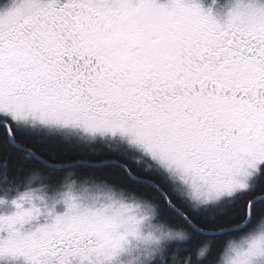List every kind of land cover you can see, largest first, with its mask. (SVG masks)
<instances>
[{"label":"snow or ice","instance_id":"snow-or-ice-1","mask_svg":"<svg viewBox=\"0 0 264 264\" xmlns=\"http://www.w3.org/2000/svg\"><path fill=\"white\" fill-rule=\"evenodd\" d=\"M37 127L125 140L195 201L242 197L201 264H264V0H232L222 20L197 0H0V155ZM110 186L64 192L61 214L21 194L0 215V258L112 264L137 241L142 264H192L189 247L144 233L147 205Z\"/></svg>","mask_w":264,"mask_h":264},{"label":"trees","instance_id":"trees-1","mask_svg":"<svg viewBox=\"0 0 264 264\" xmlns=\"http://www.w3.org/2000/svg\"><path fill=\"white\" fill-rule=\"evenodd\" d=\"M28 150L33 151L35 155L47 160L52 165L62 167H48L36 157L30 155ZM100 154L106 156L110 153L103 148L90 150L86 147L66 144L49 137L44 138L32 134L22 135L18 137L15 144L11 145L4 154L0 155V192L12 193L13 191L21 190L19 187L29 181L33 174H36L41 181L43 179L45 182L56 184L61 181L67 171L73 170L75 180L77 178H89L90 180L117 183L125 189L124 191L127 194L134 198L142 199L144 202L149 203L151 207L153 206L158 222L165 227L179 230L186 236L182 241L176 243L179 246H186L191 249L192 264H198V260L201 259L199 249L203 248L205 252L209 249L207 246L208 241L212 242L214 251H219L225 237L211 235L214 231L218 232L221 230L220 222L216 219L220 218L222 211H238L241 209L243 205L242 197H238L232 205H218L217 207H210L206 211H196L176 191H169L168 185L161 182L160 187L171 198L177 210L180 211L178 213L177 210L165 207L160 193L147 182L152 180V176H148V173H151L150 171H142L140 167H138L140 170L133 168L132 172L138 179H131L118 161H116L117 163L98 164L95 158ZM64 163L67 164L65 165ZM142 173L143 175L140 176ZM259 179L260 177H256L254 185L257 184ZM185 213H187L188 221L184 219L183 215ZM244 230L241 229L238 232L226 235L235 237Z\"/></svg>","mask_w":264,"mask_h":264},{"label":"rangeland","instance_id":"rangeland-1","mask_svg":"<svg viewBox=\"0 0 264 264\" xmlns=\"http://www.w3.org/2000/svg\"><path fill=\"white\" fill-rule=\"evenodd\" d=\"M197 2L201 3L202 7L205 9H211L212 14L217 19H223L226 16L227 11L229 10L230 4L232 0H215V3H213V0H197ZM70 131H73L72 129H68ZM75 137H82L87 140H95V139H102L100 141H117V142H126L125 140H122L120 138H114L111 136H89L82 132H79L75 130ZM91 143V142H90ZM133 147V146H132ZM134 153L137 155V153H142L140 150L133 147ZM143 154V153H142ZM144 156H147L146 154H143ZM148 159H151L147 156ZM152 160V159H151ZM153 161V160H152ZM155 166L157 169H159L161 172H163L173 183V185L176 187L178 194L182 196L187 204L194 210L199 211H206V209H210V207H217L218 205L212 203V202H202V201H195L191 199L186 194V189L181 185V183L178 180H175L166 170H164L161 166H159L155 161ZM256 177H253L251 183L254 185ZM41 179L32 177L29 181L25 183V185L35 184L39 182ZM79 182L77 181L76 188L73 189V194H77L79 190ZM67 189L64 188L63 191H53L48 192L42 189H31V188H25L18 191L11 192H0V201H3L0 203V215H11L13 212L16 211L15 206L13 205L12 201L17 200L18 197L21 196V194L25 192H31L33 195V203L37 206L43 209L45 206L48 208H53L55 210L56 214H61L65 210V207L62 203V194L66 192ZM123 196L129 199H135L145 205H147L149 208L151 207L149 203L147 204L144 202V200L139 198H134L133 196L120 192ZM90 195V194H89ZM39 198V199H38ZM225 205V204H221ZM27 207V205H25ZM152 219L147 222L144 226V233H152L153 235L160 238L161 245L166 244L170 241L172 242H179L182 241L186 236L179 230H173L169 227H165L162 225V223L157 221L156 212L154 211L155 208L152 206L150 208ZM45 217L44 215H41L38 217L37 221L31 222L30 225H25L24 230H29L30 228H34L37 223H44ZM261 230H264L262 228ZM248 229H245L242 233L239 235L231 238L228 241L229 247L231 246H241L244 243V236L243 234L247 232ZM176 233H181V236H177ZM6 233L0 232V238L6 237ZM153 255L156 253L153 252ZM23 258L22 257H2L0 258V264H24V262H19V260ZM147 259V256L145 254V246L137 241H133L131 245L129 246L128 251L125 254H121L120 256L113 259L112 264H142V262Z\"/></svg>","mask_w":264,"mask_h":264},{"label":"flooded vegetation","instance_id":"flooded-vegetation-1","mask_svg":"<svg viewBox=\"0 0 264 264\" xmlns=\"http://www.w3.org/2000/svg\"><path fill=\"white\" fill-rule=\"evenodd\" d=\"M222 20V19H220ZM75 133L76 131H70L68 129L66 130H52V129H42V128H35L29 131V134L32 135H36L39 137H49V138H53V139H57L60 140L62 142H65L66 144H70V145H74V146H80V147H86L87 149H97L99 150L100 148H103L105 150H107L110 154L108 155H103L100 154L98 155L97 158H95L96 162H98V164H102V163H117L116 161H118V163L123 167L124 171H125V166H127L128 169H130V172H126L125 173L131 178V179H138L132 172V169H138V167H140L142 169V171H150L151 173H148V176H152V180L147 181L150 185H152V187L155 188V190L160 193L163 202L165 204V207L167 208H171L173 210H177V207L175 206V204L172 202L171 205L165 203V199H164V195L163 193H166L161 187V182L162 183H166L169 188V191H176V193L178 194V191L176 189V187L173 185V183L170 181V179L163 173L161 172L159 169L156 168L155 163L151 160L148 159L147 156H144L142 153H137V155L134 153V149L132 146H130L127 142H117V141H100L102 139H95V140H87L84 139L82 137H75ZM91 142V143H90ZM19 147V146H18ZM24 148V147H23ZM29 154L36 157L40 162H42L44 165L51 167H62V166H58V165H52L51 163L47 162V160L42 159L40 157H38L37 155L34 154L33 151L28 150ZM121 162V163H120ZM65 165L67 163H64ZM72 166V165H69ZM67 167V166H66ZM147 171V172H148ZM71 172L73 174V179H76L74 176V171L73 170H69L66 173ZM65 173V174H66ZM64 174V175H65ZM142 174H140V176H142ZM32 177H36L39 178L36 174H33ZM83 181L86 178H77L76 181ZM89 179V178H87ZM90 180V179H89ZM98 181V180H95ZM62 179L60 182L56 183V184H51L48 183L47 181L45 182V180L42 181L40 180L39 182L35 183V184H30V185H21V187H19L20 189H25V188H31V189H42L48 192H53V191H63L64 188L62 186ZM105 182V181H103ZM157 182L159 183L157 185ZM107 183V182H105ZM109 185H114L116 187H118L120 189V192L122 193H126L124 190V188L117 184V183H107ZM76 188V186L74 187ZM179 195V194H178ZM172 201V200H171ZM147 203V202H146ZM148 204V203H147ZM178 213H180L179 210H177ZM184 216V215H183ZM185 219V216H184ZM187 220V219H186ZM188 221V220H187ZM19 262H24V260L20 259Z\"/></svg>","mask_w":264,"mask_h":264},{"label":"clouds","instance_id":"clouds-1","mask_svg":"<svg viewBox=\"0 0 264 264\" xmlns=\"http://www.w3.org/2000/svg\"><path fill=\"white\" fill-rule=\"evenodd\" d=\"M31 174V172H29ZM73 174L71 172L66 173L64 177L62 178V186L66 187L67 191H71L73 193L74 187L77 185V181L72 178ZM66 191V192H67ZM114 191L111 186L103 181H95V180H89L85 179L83 181L79 182V190L78 193L75 194V196L78 197H87L90 195H99L103 196L105 193H109ZM117 195H120L119 192L116 193ZM177 236H181V233H176ZM208 248L212 247V242H207ZM204 251L203 248L199 249V256H201V252ZM198 264H201V259L198 260Z\"/></svg>","mask_w":264,"mask_h":264}]
</instances>
